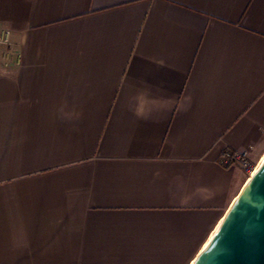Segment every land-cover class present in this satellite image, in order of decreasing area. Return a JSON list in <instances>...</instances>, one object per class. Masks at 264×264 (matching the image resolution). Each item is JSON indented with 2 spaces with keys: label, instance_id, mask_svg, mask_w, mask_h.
<instances>
[{
  "label": "crops",
  "instance_id": "1",
  "mask_svg": "<svg viewBox=\"0 0 264 264\" xmlns=\"http://www.w3.org/2000/svg\"><path fill=\"white\" fill-rule=\"evenodd\" d=\"M264 141V0H0V264H192Z\"/></svg>",
  "mask_w": 264,
  "mask_h": 264
},
{
  "label": "water",
  "instance_id": "2",
  "mask_svg": "<svg viewBox=\"0 0 264 264\" xmlns=\"http://www.w3.org/2000/svg\"><path fill=\"white\" fill-rule=\"evenodd\" d=\"M192 264H264V160Z\"/></svg>",
  "mask_w": 264,
  "mask_h": 264
},
{
  "label": "rangeland",
  "instance_id": "3",
  "mask_svg": "<svg viewBox=\"0 0 264 264\" xmlns=\"http://www.w3.org/2000/svg\"><path fill=\"white\" fill-rule=\"evenodd\" d=\"M263 154H264V141H262L258 146H256L254 149H251L248 152V156L246 158L248 165L246 166V168H243L241 165H239L242 171L244 181H246L248 177H250L253 170L257 166L259 160H261Z\"/></svg>",
  "mask_w": 264,
  "mask_h": 264
},
{
  "label": "built area",
  "instance_id": "4",
  "mask_svg": "<svg viewBox=\"0 0 264 264\" xmlns=\"http://www.w3.org/2000/svg\"><path fill=\"white\" fill-rule=\"evenodd\" d=\"M248 156V152L246 151H230L225 150L221 153V161L225 165L237 164L241 165L243 168H246L247 161L246 158Z\"/></svg>",
  "mask_w": 264,
  "mask_h": 264
},
{
  "label": "bare ground",
  "instance_id": "5",
  "mask_svg": "<svg viewBox=\"0 0 264 264\" xmlns=\"http://www.w3.org/2000/svg\"><path fill=\"white\" fill-rule=\"evenodd\" d=\"M264 160V154H263V156L261 157V160H259V162H258V164H257V166L255 167V169L253 170V172H252V174L250 175V177H248V179L245 181V183L243 184V186H242V188L241 189H243L244 187H245V185L248 183V181L251 179V177L253 176V174L255 173V171L257 170V168L260 166V164L262 163V161ZM234 200H236V197L234 198ZM233 200V201H234ZM233 203V202H232ZM231 203V204H232ZM218 225V224H217ZM205 247V246H204ZM203 247V248H204ZM193 263V262H192Z\"/></svg>",
  "mask_w": 264,
  "mask_h": 264
}]
</instances>
